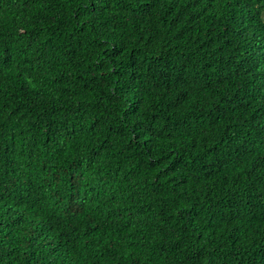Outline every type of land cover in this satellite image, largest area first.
<instances>
[{"label": "trees", "instance_id": "1", "mask_svg": "<svg viewBox=\"0 0 264 264\" xmlns=\"http://www.w3.org/2000/svg\"><path fill=\"white\" fill-rule=\"evenodd\" d=\"M0 264H264V0H0Z\"/></svg>", "mask_w": 264, "mask_h": 264}]
</instances>
